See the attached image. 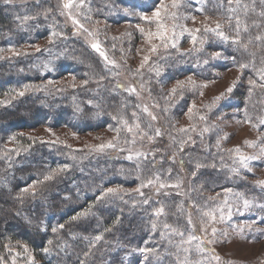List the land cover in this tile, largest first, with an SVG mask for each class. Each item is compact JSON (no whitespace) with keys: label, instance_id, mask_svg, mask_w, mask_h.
<instances>
[{"label":"trees","instance_id":"16d2710c","mask_svg":"<svg viewBox=\"0 0 264 264\" xmlns=\"http://www.w3.org/2000/svg\"><path fill=\"white\" fill-rule=\"evenodd\" d=\"M19 1L13 0L12 3L6 4L4 0H0L2 52L7 51L5 48L34 45L47 38L52 30H56L54 21H58V18L55 10L51 7L50 11L46 12L49 6L42 8L43 4L51 3L50 0L26 3ZM157 1L159 0H101L99 4L95 0L92 7L94 11L100 10L99 12L108 19L110 17L113 22L116 19L125 22V13L118 9L120 6L143 12L154 9L152 5ZM184 2L197 15L228 21L226 30L219 34L208 33L209 41L216 43H212V48L207 46L206 52L201 53L200 61L196 64L198 68L194 70L205 77L209 76L213 66L216 71L230 68L241 70L242 116L248 123L264 132V123H261L264 120V87L260 86L264 84V76H259L264 73L260 71L264 67V39H255L257 35L264 37V0H240L239 7L235 0L231 5L228 0ZM229 16L233 17L231 21L227 19ZM236 18L240 20L239 37ZM236 39H239L240 43H233ZM69 42L71 43V40ZM244 44H247V49L243 47ZM77 45L78 43L71 45L75 52L80 51ZM80 47L82 52L76 53L79 55L76 57L79 62L76 60L73 65H63L62 62L58 64L53 59L51 61V56L45 50L22 58H0V218L3 220L0 222V251L3 248V237L7 236L11 237V244L20 241L36 250L40 245L47 248L48 244L47 258L41 250L38 255L43 264H54L51 254L55 253L57 264H166L172 252L167 239L172 237L164 239L161 235L170 234L168 227L164 226L170 219L168 214H174L175 206L172 202L178 203L179 195H172V201L164 203L165 213L155 215L152 211L157 205L152 198L130 196L124 192L119 198L110 197L109 193L101 195L102 189L112 185V181L128 183V177L122 169L126 164H121V171L118 173L114 168L115 161L101 157L99 151L85 153L62 146L27 143L23 137L16 138L21 144L20 148L26 147L27 150L11 156L10 150L5 148L4 142H9L12 131L44 126L54 129L62 127L76 135H85L106 128L114 121L115 118L111 115L119 107V99L115 94L118 90L113 89V93L108 91L107 85L110 81H103L104 64L88 46L81 44ZM176 54L175 51H169L157 57V64L163 67V74L168 83H173L176 77L181 79L187 76L178 75L188 71L184 68L194 61H190L189 57L184 63H180L184 58ZM214 54L216 55L212 56ZM203 59L205 62L202 64ZM241 64L245 67L241 68ZM58 65L60 67L56 70ZM49 67L55 68L54 75L59 69L69 71L79 85L67 92H44L32 88L29 94L16 95V92L25 93L27 84L53 76L48 70ZM96 81L100 83L98 86L95 85ZM156 86L157 83H150L149 89L151 92L155 90V96L159 100L163 96L157 92ZM183 89V100L171 103L172 98L169 101L165 97L159 104L161 111L163 110L160 119L166 131L173 130L177 112L184 111L185 98L190 96V92L188 88ZM182 140L184 138L180 139ZM190 141L183 153L186 161L184 166L189 170L186 173L192 176V181L194 182L195 178L199 182L198 186L192 185L190 198L193 195L200 197L211 189L216 192L233 189L236 190L234 195L238 196L239 191L247 189L246 187L257 188L253 184L238 181V174L221 169L219 163H224L226 158L217 154L212 146H202L201 139L196 140L192 136ZM203 147L208 149L204 150ZM80 153L81 159L78 158ZM200 157H203L206 163H195L198 168L193 169V162ZM142 164L138 170V178L144 179L153 169L150 168L151 163L148 160ZM59 166L66 167L63 175L54 176L51 178L53 180L46 179L47 175ZM111 172L114 175L112 179ZM117 176L125 178L114 179ZM132 176L134 178V175ZM39 183L43 188L36 186L38 189L32 193L23 191L26 186ZM253 194L252 192L251 196ZM253 197L264 203V189ZM89 204L91 205L88 210L91 212L68 220L70 215L85 210ZM59 213L61 219L56 218ZM44 222L49 225L48 232L53 228L56 231L51 232L49 236L42 235L44 232L41 227ZM61 225L63 227H60ZM97 236L101 238L96 240ZM48 241H51V244ZM58 248L62 251H56ZM140 249L150 251L145 253Z\"/></svg>","mask_w":264,"mask_h":264},{"label":"rangeland","instance_id":"374dc122","mask_svg":"<svg viewBox=\"0 0 264 264\" xmlns=\"http://www.w3.org/2000/svg\"><path fill=\"white\" fill-rule=\"evenodd\" d=\"M31 1L34 2V0H20L19 2ZM50 1L52 4L48 2L43 4L42 8L49 6L46 12L50 11L51 7L55 10L58 18V21H54L57 25H55L57 32L55 29L52 30L47 38L31 46L5 48L7 50L5 52L0 50V58H22L45 50L51 56V61L53 59L58 64L62 62L63 65L66 63L73 65L74 61L79 62L76 57L79 56L80 51L82 52L80 45L84 44L104 64L102 65L103 72H105L103 81H110L107 85L108 91L113 93V89L118 90L115 94L119 99L117 100L119 110L115 109L111 115L115 119L110 126L85 135H76L62 127L54 129L44 126L26 128L25 131H12L9 142L6 140L4 142L11 156L28 149L20 148L21 144L16 137H23L27 143L62 146L72 151L85 153L99 151L101 157L115 161L114 168L118 173L119 170L121 171V164H126L122 169L128 177V183L112 181V185L102 189L101 195L108 194V189L112 188L116 191L109 193L110 197L119 198L124 192L130 196L152 198L157 205L152 211L155 215L165 213L164 203L168 200L172 201V195H179L181 202H172L175 206L174 214H168L170 219L167 225L170 234L161 235L164 239L172 237V239H167L172 250L168 258L170 264H264V203L253 197L255 193L264 189V132L248 123L242 116L240 95L243 73L236 68L216 71L213 66L209 76L205 77L194 70L198 68L196 64L200 61L201 53L206 52L207 46L212 48L214 45L212 43H216V41H209L208 33L215 34L226 30L228 21L207 15H197L190 10L191 8L184 0H176L178 6L175 8L172 7L173 0H159L152 5L154 9L143 12H136L135 9L131 11L128 6H120L118 9L125 13L123 15L125 22L118 19L113 22L110 17L108 19L106 15H102L100 10V12L94 11L92 2L95 0ZM100 1L97 0V3L101 4ZM65 4L71 6L65 8ZM161 5L166 9L161 12L165 26L170 30L175 26L177 38L175 48L171 46V42L165 48L161 40L155 37L148 38V33L157 31L156 23L151 20V17L157 8H161ZM173 14L174 18H172ZM142 16L150 19L146 21L141 18ZM126 18L129 19L126 20ZM217 24L220 25L219 28ZM206 28L215 31H205ZM140 29H143V32ZM197 29L200 31L197 32ZM192 35L197 37L195 44L192 43ZM169 36H171V31H169ZM76 41L77 47L80 48L78 52L71 49V45L77 44ZM94 43L98 44L99 51L92 48ZM154 46L157 48L156 52L151 51ZM68 49L71 50L67 52ZM169 51H175L176 55L179 54L184 58L180 63H184L189 57L190 61L194 60L184 68L188 71L178 75L187 74V76L181 79H176L178 78L176 77L173 83L166 82L163 67L157 64V57ZM101 52L107 57V62L104 56H101ZM85 54H87L86 51ZM146 56L148 61L141 67ZM204 62L205 59L202 64ZM60 65L56 67V70ZM48 70L53 76L27 84L24 94H29L32 88L41 89L44 92H67L79 85L69 71L59 69V72L54 75L55 68L49 67ZM260 71L264 72V67ZM261 75L264 76V73L259 74ZM150 83L158 84L156 89L163 96L162 99L156 98L154 89L151 92ZM99 84L98 81L95 82V85ZM183 88H188L190 96L185 98L184 111L177 112L178 117L173 130L166 131L160 119L163 110L161 111L159 104L165 97L169 101L172 98L171 103L183 100L181 94ZM131 89L135 91L132 92ZM19 93L16 92V95ZM190 108L191 111H189ZM153 116L156 119L153 120ZM262 117L264 119V109ZM129 128H132L131 132L128 131ZM157 131L160 135H156ZM191 136L196 140L201 139L202 146L208 144L218 152L217 154L225 156L224 163H219L221 169L238 174V181L253 184L257 188L246 187L247 189L239 191L238 196L234 195L236 190L233 189H224L222 192L211 189L200 197L193 195L190 198L193 191L192 185L198 186L199 183L195 178L194 182L192 181V176L186 173L189 170L184 166L186 161L183 153L191 142ZM182 138L184 140L180 141ZM109 144L113 147H107ZM202 149L207 150L208 148L203 147ZM129 156L132 159H128ZM78 158H82L81 153ZM242 158H244L243 164L241 163ZM145 160L151 163L150 168L153 170L147 173V177L141 179L138 178V170ZM161 162L162 166H160ZM195 163L204 165L206 161L200 157L193 162V169L198 168ZM65 170L66 167H56L46 179L53 180L51 178L63 175ZM113 176L112 174L111 179ZM124 178L125 176H117L114 179ZM149 179L153 183L147 185ZM142 184L147 186L141 187ZM161 184L165 187H160ZM36 186L43 188L39 183L26 186L23 191L35 192L38 189ZM138 188L139 191H137ZM252 192L254 194L251 196ZM63 194L65 197V193ZM160 197L164 199L161 200ZM90 205L85 210L70 215L68 220L84 216L88 211L91 212L88 210ZM161 209L162 211L157 214ZM204 212L212 213L215 218L204 216ZM56 218L61 219V214L59 213ZM189 218L191 224H189ZM1 221H3L2 218H0ZM48 226L45 222L42 224L41 230L44 232L41 233L42 235H51L53 229L48 232ZM213 229H215V235H213ZM181 232L183 236L180 235ZM189 236H195L197 239L192 240L191 243H183L188 240ZM3 240V248L0 251L1 264H43L38 256L40 250L47 258L48 251L45 252V249H49L48 244L47 248H42L40 245L36 250L20 241L11 244V237L4 236ZM26 248L27 251H25ZM201 248L204 249L203 252L200 251ZM56 251L61 252L62 250L58 248ZM51 255L53 257L51 260L57 264V260L54 259L57 254ZM216 257L219 259L217 260ZM168 262L166 261V264Z\"/></svg>","mask_w":264,"mask_h":264},{"label":"snow or ice","instance_id":"6c2138e0","mask_svg":"<svg viewBox=\"0 0 264 264\" xmlns=\"http://www.w3.org/2000/svg\"><path fill=\"white\" fill-rule=\"evenodd\" d=\"M12 2H13V0H4V3H6V4H9V3H12ZM235 2H236V4H237V6L239 7V5H240V0H235ZM228 3H229V5H231V4L233 3V0H228ZM70 6H71L70 4H65V5H64L65 8H68V7H70ZM177 6H178V4L176 3V0H173L172 7L175 8V7H177ZM245 7H246V6H245ZM162 10L166 11V9H164V6H163V5H161V8H157V9L152 13L151 20L154 21V22L156 23L157 31H156L155 33H151V32L148 33V38L151 39V38L155 37L156 39L161 40V41L163 42V46H164L165 48H167L169 42H171V46H172L173 48H175V47L177 46V43H176L177 38H176L175 30H174V29H175V26H173V29H171V30L168 29V28L165 26V24H164V22H163L164 17L161 16V12H162ZM230 10H231V11H234V10H232V9H230ZM141 18L144 19V20H146V21L150 19V18L147 17V16H142ZM172 18H174V14H173V17H172ZM26 19H27V17H26ZM227 19H228L229 21H231V20L233 19V17L229 16ZM73 22H74V23H77L76 21H73ZM236 25H237V37H239V28H240V20H239V18H236ZM219 27H220V25L217 24V28H219ZM140 31L143 32V29H140ZM169 31H171V36H169ZM196 31L198 32V31H200V30L197 29ZM205 31H215V30H210V29H207V28H206ZM218 34H219V33H218ZM53 35H55V33H54ZM221 35H222V34H221ZM196 39H197V37H196L195 35H192V43H193V44H195ZM225 39H227V38L225 37ZM255 39H256L257 41H260V40L264 39V37H262V36H260V35H257V36L255 37ZM233 43H240V40H239V39H236V40L233 41ZM243 47H244L245 49H247V44H244ZM92 48L95 49V50H97V51H99V46H98V44H95V43L92 44ZM151 51H152V52H156V51H157V48L154 46V47H152ZM100 54H101V56H104V53L101 52ZM104 59H105V61L107 62V57H106V56H104ZM147 61H148V57L146 56V57H144V60H143V62H142V64H141V67H143V63H147ZM240 67L243 68V67H245V65L241 64ZM250 83H252V82L250 81ZM260 86H261V87H264V84H262V85H260ZM130 91L134 92L135 89H131ZM229 91H231V89H229ZM19 95L22 96V95H24V93H23V92H20ZM145 111H147V109H145ZM189 111H191V108L189 109ZM134 115H135V113H134ZM201 118L203 119V117H201ZM152 119L154 120V119H156V117L153 116ZM123 123H126V122H123ZM261 123H264V120H262ZM128 131L131 132V131H132V128H129ZM156 135H160L159 131H157ZM101 147H104V146H101ZM107 147H113V145H112V144H109V145H107ZM128 159H132V157L129 156ZM241 163H242V164L244 163V158L241 159ZM152 183H153V181H152L151 179H149V180L147 181V185H150V184H152ZM147 185L142 184L141 187H145V186H147ZM170 186L178 187L179 185H170ZM160 187H165V185L161 184ZM115 191H116V190H115V189H112V188H109V189H108V193H114ZM137 191H139V188L137 189ZM145 202H147V201H145ZM246 206H247V205H246ZM160 211H162V209H161V210H158L157 214H159ZM204 216H212V213H210V212H204ZM212 218L214 219L215 217L212 216ZM221 219H223V216H221ZM189 224H191V219H190V218H189ZM60 227H63V225H61ZM165 227L167 228L168 225L166 224ZM153 228H155V224H153ZM55 231H56V229L53 228V232H55ZM180 235L183 236V232H181ZM213 235H215V229H213ZM100 238H101L100 236H97V237H96V240H99ZM194 239H197V237H195V236H189V237H188V240H187V241H183V243H191V241L194 240ZM208 242L211 243V241H208ZM48 243L51 244V241H48ZM25 251H27V248L25 249ZM47 251H48V249H45V252H47ZM140 251H141V252H145V251H150V250H147V249H140ZM200 251L203 252L204 249L201 248ZM216 259L218 260L219 257H216Z\"/></svg>","mask_w":264,"mask_h":264}]
</instances>
